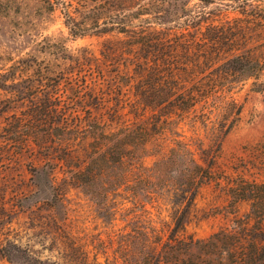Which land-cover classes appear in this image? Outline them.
Segmentation results:
<instances>
[{
  "label": "rangeland",
  "instance_id": "rangeland-1",
  "mask_svg": "<svg viewBox=\"0 0 264 264\" xmlns=\"http://www.w3.org/2000/svg\"><path fill=\"white\" fill-rule=\"evenodd\" d=\"M69 9L89 33L71 35L60 4L0 0V245L15 242L23 256L0 264H139L146 254L264 264V88L241 73L214 80L241 117L212 169L220 181L194 199L184 167L201 163L204 128L194 133L178 110L154 119L141 94L153 59L141 41L156 31L167 37L165 89L212 83L239 54L260 63L263 81L264 0H72ZM137 124L148 134L135 142ZM171 147L185 150L178 164Z\"/></svg>",
  "mask_w": 264,
  "mask_h": 264
},
{
  "label": "trees",
  "instance_id": "trees-1",
  "mask_svg": "<svg viewBox=\"0 0 264 264\" xmlns=\"http://www.w3.org/2000/svg\"><path fill=\"white\" fill-rule=\"evenodd\" d=\"M51 5L60 4L65 8V24L69 30V33L73 36H83L89 33V28L80 22L76 21L72 15L69 7L72 0H47ZM212 1V0H204ZM247 1V0H244ZM157 18V17H156ZM160 24V22H159ZM127 24L122 26H114L112 28H123ZM142 32V31H140ZM141 37L143 36L140 33ZM146 49L150 48L151 59L150 64L147 66L151 68L149 73V79L147 83V91H143L141 94L148 99L147 106L152 111L153 118L156 119V115L161 110L158 120L163 116L162 122L168 123L171 120L172 115L182 112V116L188 118L192 131L196 133V130L201 126L204 128L205 137L208 140L207 148H200V161H196L194 158H190L191 166L186 165L184 168L188 170V179L185 182V186H188L190 190L189 199H194L198 189L202 184L211 181H220V177H215L212 169L216 164L217 155L221 148V142L223 138L237 125L241 117L242 106L237 101L227 95L229 92L228 85H219L214 80L227 79L228 74L234 75L241 73L242 75L253 77L252 82L253 90L260 91L264 88L263 81H258L259 71L262 69L259 62L250 59L249 57L239 54L228 58L223 64L227 65V69L219 71L218 79L214 77L209 79L212 83L204 84L199 77L193 82L191 86H178L164 88L163 84V50L167 45V37L160 34V31H156L152 34L144 33L143 40L141 41ZM229 72V73H228ZM210 77V76H209ZM172 79V78H171ZM173 81H176L173 79ZM217 98V101L213 103L212 108L209 106L212 103V99ZM173 111L167 112L168 109ZM164 109V110H162ZM178 110V111H177ZM210 110V111H209ZM193 113V115H191ZM139 131L142 134H138L134 137L135 142L144 139V136L148 134L147 129L137 124ZM160 127V123L154 120L151 129ZM144 128V129H143ZM144 133V134H143ZM176 145L180 146V141H175ZM173 158L170 160V165L178 164L180 157L184 154V149L180 147H171L169 150ZM121 162L122 160L119 159ZM185 170V169H183ZM182 198H185L186 193H182ZM177 228H183L180 219L176 220ZM21 248L11 241H7L6 245H0V256L5 257L9 262H14L19 258H23L21 254ZM27 264H34L32 261L25 259ZM139 264H161L160 257L154 254H146L143 256Z\"/></svg>",
  "mask_w": 264,
  "mask_h": 264
}]
</instances>
